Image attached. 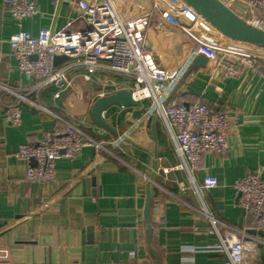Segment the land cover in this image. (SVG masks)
Instances as JSON below:
<instances>
[{
  "label": "crops",
  "instance_id": "1",
  "mask_svg": "<svg viewBox=\"0 0 264 264\" xmlns=\"http://www.w3.org/2000/svg\"><path fill=\"white\" fill-rule=\"evenodd\" d=\"M36 1L39 13L20 25L0 0V83L44 107L22 102V121L13 125L6 106L15 96L0 87V260L10 264L219 263L226 257L217 250L219 238L200 212L202 201L193 186V182L201 185L206 175L218 180L201 194L209 211L223 223L264 241V229L254 227L252 214L240 206L233 186L249 173L264 179V55L258 53V46L240 41L243 52L260 54L258 72L223 78L214 62L194 65L190 55L196 38L201 39V28L218 36L213 27L202 23L193 27V35L182 31L151 35L154 49L175 57L171 76L179 68L183 71L175 92L184 102H204L232 115L227 150L205 153L192 182L186 171L177 168L179 159L163 123L152 114L149 98L107 107L103 118L115 131L96 124L92 116L96 99L124 88L133 92L137 87L133 76L105 69L90 74L75 59L58 57L56 68H65L71 80L58 90L53 84L40 88L36 80L18 71L9 45L13 33L23 29L36 35L43 28L59 29L76 15L68 1ZM125 1L148 5V0ZM63 120L80 124L106 148L87 147L78 157L58 159L50 181L27 180L28 163L14 159L13 153L23 143L42 141L55 126L64 129ZM148 193L150 226L144 215ZM255 249L256 263L264 264V245L259 243ZM130 251L136 255L132 257Z\"/></svg>",
  "mask_w": 264,
  "mask_h": 264
},
{
  "label": "built area",
  "instance_id": "2",
  "mask_svg": "<svg viewBox=\"0 0 264 264\" xmlns=\"http://www.w3.org/2000/svg\"><path fill=\"white\" fill-rule=\"evenodd\" d=\"M60 1L54 0L55 3ZM65 1L74 6L76 15L63 27L43 28L36 35L21 29L10 36L9 45L17 60L18 71L27 79L36 80L40 88L53 84L58 90L71 84L67 70L56 68L58 57L75 59L90 74L105 69L133 76L137 85L133 97L151 100L152 114L163 123L179 159L177 168L186 171L193 182V173L201 167L205 153L221 154L227 150L232 115L229 110H216L204 102H184L181 94L175 92L183 71L179 68L171 76L169 69L173 67L175 57L167 51L154 49L151 35L154 31L160 34L182 31L193 35V27L197 24L213 26L184 0H148V5L142 7L125 0ZM221 1L240 10L241 14L235 12L249 23L264 29V0ZM3 4L20 25L24 19L39 13L36 0H3ZM215 30L218 36L212 41L196 38L190 53L192 59L204 55L207 61L214 62L216 73L223 78L259 71L260 54L243 52L240 41ZM0 87L15 96V100L6 106V115L13 125L22 121V102H31L44 109L27 95L2 83ZM63 122L64 129L55 126L44 133L42 141L23 143L13 153L14 159L28 163L27 180L50 181L55 177L58 159L78 157L87 147L106 148L80 124ZM144 179L149 181L146 175ZM217 184L213 175H206L201 185L193 182L202 201L200 212L209 220L210 231L219 238L217 250L226 257L216 264H257L255 248L259 243L264 245V241L223 223L205 205L202 191ZM233 186L239 194L240 206L252 214L254 227L263 230L264 179L259 174L249 173L236 179ZM220 226L224 227L223 232L219 230ZM130 255L134 257L136 252L130 251ZM0 264L10 262L0 260Z\"/></svg>",
  "mask_w": 264,
  "mask_h": 264
},
{
  "label": "water",
  "instance_id": "3",
  "mask_svg": "<svg viewBox=\"0 0 264 264\" xmlns=\"http://www.w3.org/2000/svg\"><path fill=\"white\" fill-rule=\"evenodd\" d=\"M198 14L207 20L215 29L223 35L234 40L255 44L258 53L264 55V29L249 23L245 18L238 15L221 0H184ZM35 58V56H33ZM207 59L204 55H198L194 65H205ZM133 92L129 89H119L114 93L102 95L96 99L92 107V116L96 124L102 129L115 131L103 118V111L114 103L124 106L137 104ZM35 165L36 161H32ZM152 199L147 195L145 205V220L150 226Z\"/></svg>",
  "mask_w": 264,
  "mask_h": 264
},
{
  "label": "rangeland",
  "instance_id": "4",
  "mask_svg": "<svg viewBox=\"0 0 264 264\" xmlns=\"http://www.w3.org/2000/svg\"><path fill=\"white\" fill-rule=\"evenodd\" d=\"M198 28H199V26H198ZM210 36H211V38H210ZM215 36H217V34L216 35L215 34H211L210 35V34H208V32L204 31L203 28H201L200 31H199V37H201L202 40H209V39L214 38Z\"/></svg>",
  "mask_w": 264,
  "mask_h": 264
},
{
  "label": "bare ground",
  "instance_id": "5",
  "mask_svg": "<svg viewBox=\"0 0 264 264\" xmlns=\"http://www.w3.org/2000/svg\"><path fill=\"white\" fill-rule=\"evenodd\" d=\"M222 34V33H221Z\"/></svg>",
  "mask_w": 264,
  "mask_h": 264
}]
</instances>
